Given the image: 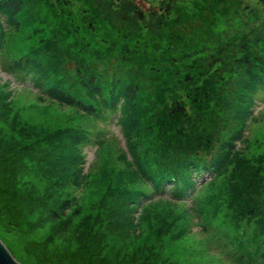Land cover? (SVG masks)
I'll use <instances>...</instances> for the list:
<instances>
[{
	"label": "rangeland",
	"instance_id": "obj_1",
	"mask_svg": "<svg viewBox=\"0 0 264 264\" xmlns=\"http://www.w3.org/2000/svg\"><path fill=\"white\" fill-rule=\"evenodd\" d=\"M20 1L15 24L0 12V241L13 258L19 264H264V96L240 106L242 76L231 79L225 67L246 42L256 47L264 41V35L241 31L247 15L238 11L259 0ZM224 10L228 16L223 20ZM136 11L145 15L144 21ZM245 24L255 25L247 19ZM157 30L162 33L159 42L144 40ZM201 32L211 37L201 38L193 54L201 58L191 65H179L178 53L170 58L159 51L167 47V38L173 40L171 34L190 38ZM219 37L225 46L207 64ZM77 41L108 58L110 79L118 77L117 69L127 71L120 53L133 54L127 60L130 67L148 58L156 61L161 73L145 75L134 104L140 132L127 138L119 124L132 106L94 123L46 99L34 85L41 81L46 91V80L7 72V64L32 53L57 68L48 69L49 80L59 71L63 79L70 77ZM100 62L92 65L96 71L103 66ZM215 66L219 74L212 80ZM189 69L194 70L190 83L208 101L201 107L182 106L189 111L173 130L169 125L167 136L182 130L192 140L206 129L215 137L222 128H236L231 145L237 162L222 177H194L190 195L175 200L172 184L154 193L142 172L154 179L144 158L156 137L155 118L180 99L174 95L173 83L179 80L175 74ZM158 79L163 81L161 90L152 83ZM77 100L83 101L80 96ZM152 105L154 117L148 113ZM195 117L201 134L186 127ZM78 130L92 135L90 144L80 148L81 157ZM11 164L15 172L5 169Z\"/></svg>",
	"mask_w": 264,
	"mask_h": 264
},
{
	"label": "trees",
	"instance_id": "obj_2",
	"mask_svg": "<svg viewBox=\"0 0 264 264\" xmlns=\"http://www.w3.org/2000/svg\"><path fill=\"white\" fill-rule=\"evenodd\" d=\"M21 4L20 0H0V12L6 14L10 18V22L15 24L14 16L17 14ZM254 5L255 6L252 8L245 7L238 11L247 15L245 20L247 19V21L255 23V25H248L245 24L244 20L242 23L243 26L241 27L243 30L241 31H247L250 35L256 37L264 35V0H259V2ZM135 13L140 21H144L145 15L143 16V14H140V11H136ZM220 14L224 20L227 15L226 11H221ZM238 16L239 15H236L234 17V21H238ZM239 33L241 34V32ZM171 35L173 40L171 41L167 38L165 41L167 47L165 49L159 48V51L162 55H171L170 58H175L174 55L178 53L180 55L179 59L182 61V64L179 63V65H191V61L199 60L201 57L193 55L194 52H196V45L200 44L201 38L208 39L211 37L209 33L204 36L202 32L199 34L194 33L190 38L184 37L185 35L183 34ZM161 36L162 33L160 30H157V32L145 36L144 40L146 42L154 41L157 43L162 39ZM246 37L249 36L245 35V38ZM216 42V47H210L209 53H211V56L209 57L207 64L215 60L214 53L221 52L218 48L225 46L223 45L225 44V40L221 37L217 38ZM255 45L256 47H250L248 42H246V45H242L236 50L237 54H234L235 57L229 65H225V67L229 69L228 75L231 79L236 81L238 80V77L241 79L242 76L241 83H238V102L240 106L247 104L248 100L251 98L256 99L259 96H264V54L262 55V53H264V41L256 43ZM1 49L2 43H0V56ZM77 49V59L72 68L73 73L70 77L67 76V78L64 79L62 76L63 74L60 71L56 73L58 74L56 77L50 80L46 78L45 74L49 77L48 69L57 68L52 67L48 61H44L46 60L45 56H32V53L7 64V72H11L21 78L34 75L37 79L40 78V80H46L44 81V86L46 88L49 87L46 91L42 88L43 83H41V81H37L34 84L36 89L38 88L40 91H44L45 96H47L46 99L57 103L62 107L73 108L94 123H103L106 113H115L119 111V109L123 113V110L132 106V109L127 114L126 118H124L125 114L119 117V124L123 126L122 130L124 135H127V138L131 137V134L140 132L139 128L141 127V121H139L138 116H136L134 104H136L135 100L137 101L136 98L141 91L139 88L140 82H146L145 75H158L161 73V70L154 67L156 61L151 58H144L146 59L145 62L139 61L140 63H136V66L132 65L130 67V63L127 60H133V54H131L130 57L129 55H121L120 53V56L124 61L122 66L123 68H127V71L124 73L123 70L117 69L118 77L110 79L108 76L112 74L113 69L107 65L108 58L100 57L88 44H82L78 41ZM241 52L244 54L241 55ZM250 54L251 57H249ZM192 55L195 58H192ZM256 55L261 59L253 61L252 58L255 59ZM129 57L131 59H129ZM162 57L165 58V60L167 59L165 56ZM136 60L137 59L134 61ZM99 61H102L100 63H102L103 66L101 67L100 65L101 68H97L96 71L92 65L93 63H96V67L99 66ZM172 64L175 65L174 63ZM126 65H128V67H126ZM205 65L206 63L202 66ZM218 66H215L214 68L216 69L212 70L213 72H210L212 80L213 76L219 74L217 72L219 68ZM105 67L108 69H105ZM105 70H107V73H105ZM192 71L194 70L189 69L186 72L181 70V73L178 71L175 74L179 77V80L173 83L176 86L174 95L178 96L180 99L174 100V103L167 106L162 114L160 113V117H158L157 120L155 118V128L152 129H156V137H154L153 141L149 143V149H147V153H145L144 159L148 165V170L151 168L148 172H150L154 179L148 178L147 175L142 172L147 179V182H145V180L143 182L154 193L158 192L159 189H162L163 186L172 184L173 187H170V191L175 200H182L190 195V191L195 188L194 177H197L198 180L207 173L216 174H213L214 177H222L226 171L229 170L230 166L234 162H237L234 157V145H231L232 138H237L238 136L236 134L238 132L234 131L236 128H222L220 130L221 136L215 135V137L212 135L213 132L207 133L206 129L202 132L206 133L205 135L195 136L196 138L192 140L182 130L179 132L176 131L175 133H172L173 135L167 136L166 129L169 128V125L173 127L171 129L173 130L179 121L183 119V114L186 115L189 111L182 106L189 105L191 108V105H197L201 107L200 103H207L208 101L204 91L201 92L193 83H190L193 80V77L189 75V72ZM243 71L245 77L240 75ZM199 72L200 75L203 74V70H200ZM205 77L208 78L210 76L206 74ZM153 82L154 84H157V86H160L159 90L162 89V79L154 80L152 83ZM182 83L186 85L179 87V84ZM214 83L215 82L213 81V84ZM73 96L76 97V99H74ZM79 96L82 97L83 101L77 100ZM147 105L148 103L143 106ZM144 110L149 111V108ZM148 113L154 117L156 114L155 106L152 105V109H150V112ZM197 123L199 122L197 121V117H195L194 123L186 125L188 131L201 134V125H198ZM132 130L134 131L132 132ZM136 130L138 132H136ZM78 133L76 145L77 149L80 151L78 152L79 156L81 157L82 149L80 148L86 147L90 144L92 135L91 133H84L79 130ZM38 165L40 167L42 165L39 160ZM6 168H11L12 171L15 172L16 166L13 164L10 166L5 165V169ZM151 181H153V183H151ZM261 187V190L264 191V185ZM146 190L148 191V189ZM197 196L198 195L195 194L192 196V199L195 200ZM14 197L17 198V195ZM62 208L65 211L68 209V207L64 206Z\"/></svg>",
	"mask_w": 264,
	"mask_h": 264
},
{
	"label": "water",
	"instance_id": "obj_3",
	"mask_svg": "<svg viewBox=\"0 0 264 264\" xmlns=\"http://www.w3.org/2000/svg\"><path fill=\"white\" fill-rule=\"evenodd\" d=\"M0 264H19L0 241Z\"/></svg>",
	"mask_w": 264,
	"mask_h": 264
}]
</instances>
